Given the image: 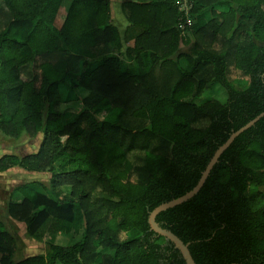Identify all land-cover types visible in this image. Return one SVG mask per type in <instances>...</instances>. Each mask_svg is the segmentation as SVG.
<instances>
[{
  "label": "trees",
  "instance_id": "1",
  "mask_svg": "<svg viewBox=\"0 0 264 264\" xmlns=\"http://www.w3.org/2000/svg\"><path fill=\"white\" fill-rule=\"evenodd\" d=\"M63 1L0 0V137L42 135L36 154L1 157L0 173L50 174L59 231L80 239L15 261L17 240L0 224V264H186L149 217L192 191L216 151L264 113V0H186L195 22L185 30L182 0H129L137 34L125 52L110 0H74L58 28ZM215 85L227 101L197 104ZM79 91L81 110H61ZM21 188L30 193L8 214L32 233L48 211H36L34 185ZM157 222L196 264H264V118Z\"/></svg>",
  "mask_w": 264,
  "mask_h": 264
},
{
  "label": "rangeland",
  "instance_id": "2",
  "mask_svg": "<svg viewBox=\"0 0 264 264\" xmlns=\"http://www.w3.org/2000/svg\"><path fill=\"white\" fill-rule=\"evenodd\" d=\"M74 0H64L60 9L59 17L56 21V27L60 28L66 18L68 10ZM127 12V9H126ZM206 15L204 20H208ZM193 21V20H192ZM195 22V21H193ZM194 39L192 40V42ZM190 45L183 44L181 53H188ZM124 52L126 47H124ZM125 53H123L124 55ZM122 62L126 64V58ZM183 66H187L185 59L181 60ZM239 73L232 72L231 79L234 80L235 85L239 87ZM65 91V90H64ZM88 94L79 91L78 93L69 92L66 104H63L61 110L76 113L81 110L82 104L80 98ZM216 99L221 102L227 101V94L224 88L220 85H215L207 90L197 101V104ZM42 142V135L36 139H29L24 137L20 141H14L4 137H0V158L5 155H17L25 157L31 154H36ZM51 176L48 173L34 174L29 173L23 169H13L7 173H0V224L4 226L6 231L17 240L18 251L15 256V261H21L30 257L46 255L51 244L70 246L79 241V236H67L62 231H59L62 224L64 214L57 210L51 209L48 200V189L50 188ZM34 185V202L36 211L46 209L48 216L43 223L37 228L35 232H30L28 226L23 222H18L12 219L8 214V206L10 203L18 202L22 197L28 195L30 190L21 188L25 185ZM24 191V193H23ZM33 192V191H32ZM60 200L64 199L66 194L62 192L59 194ZM1 258V256H0ZM61 264V263H60Z\"/></svg>",
  "mask_w": 264,
  "mask_h": 264
},
{
  "label": "water",
  "instance_id": "3",
  "mask_svg": "<svg viewBox=\"0 0 264 264\" xmlns=\"http://www.w3.org/2000/svg\"><path fill=\"white\" fill-rule=\"evenodd\" d=\"M264 118V113L256 117L254 120H252L250 123H248L245 127L241 128L239 131L234 132L230 138L226 141L225 144H223L215 153L214 157L208 164L206 170L203 172L202 177L200 181L198 182L197 186L190 192H188L186 195L174 199L166 204H163L159 207H157L149 217V224L151 231L158 234L159 236L165 238L166 240L170 241L173 243L176 247L177 250H179L186 261V264H196L194 261L189 245H186L179 237H177L175 234L172 232L163 229L157 222V218L160 214L163 212H166L170 209H174L178 206L183 205L184 203L192 200L194 197H196L203 187L205 186L208 178L211 175L212 170L215 168V166L219 163L220 158L222 155L234 144L237 138H239L242 134H244L246 131L254 127L260 120Z\"/></svg>",
  "mask_w": 264,
  "mask_h": 264
},
{
  "label": "crops",
  "instance_id": "4",
  "mask_svg": "<svg viewBox=\"0 0 264 264\" xmlns=\"http://www.w3.org/2000/svg\"><path fill=\"white\" fill-rule=\"evenodd\" d=\"M112 4V22L119 28L123 36L127 37L129 40L125 43V47L132 46L134 44V37L137 34V31L134 28L130 27L129 22L127 21V12L124 10V3L129 0H110Z\"/></svg>",
  "mask_w": 264,
  "mask_h": 264
},
{
  "label": "built area",
  "instance_id": "5",
  "mask_svg": "<svg viewBox=\"0 0 264 264\" xmlns=\"http://www.w3.org/2000/svg\"><path fill=\"white\" fill-rule=\"evenodd\" d=\"M178 5L180 6L181 13H184L185 22L180 25V28L186 29L189 26L193 25V21L191 18L190 10L192 6L186 0L179 1Z\"/></svg>",
  "mask_w": 264,
  "mask_h": 264
}]
</instances>
